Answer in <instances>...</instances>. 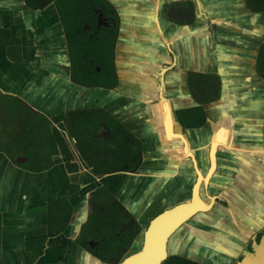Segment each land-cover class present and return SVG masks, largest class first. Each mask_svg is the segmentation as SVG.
Here are the masks:
<instances>
[{
	"label": "crops",
	"instance_id": "1",
	"mask_svg": "<svg viewBox=\"0 0 264 264\" xmlns=\"http://www.w3.org/2000/svg\"><path fill=\"white\" fill-rule=\"evenodd\" d=\"M108 2L119 23L111 88L71 79L53 3L0 0V96H9L0 99V146L10 140L15 151L18 137L37 128L35 144L19 151L49 166L23 169L0 150V264H112L77 241L102 208L92 196L99 187L141 227L128 251L112 257L119 262L141 247L157 213L189 200L212 149L215 168L200 195L214 202L169 237L166 259L264 264V78L256 71L264 11L245 0ZM49 202L71 207L54 235Z\"/></svg>",
	"mask_w": 264,
	"mask_h": 264
},
{
	"label": "trees",
	"instance_id": "2",
	"mask_svg": "<svg viewBox=\"0 0 264 264\" xmlns=\"http://www.w3.org/2000/svg\"><path fill=\"white\" fill-rule=\"evenodd\" d=\"M31 9L43 8L53 3L58 11L66 34L68 55L70 60L71 79L84 86H102L111 88L116 84L117 77L114 66V45L118 30V14L108 0H24ZM248 8L261 12L264 11V0H245ZM167 6V5H166ZM167 11V7H166ZM182 22L180 20H176ZM256 71L264 78V42L261 43L256 61ZM209 89V85L207 84ZM9 98L2 95L1 98ZM16 99V98H15ZM3 102H7L3 100ZM20 107L25 104L16 101ZM1 103V102H0ZM29 109L28 107H26ZM30 110V109H29ZM48 124V122H47ZM37 127V125H36ZM37 131L31 132L29 137L20 135L17 143L20 146L15 151L8 149V144L3 141L0 150L20 168L41 171L49 166H35L29 164L30 158L23 147H30L37 141ZM23 140H27V143ZM24 142V143H23ZM16 143V144H17ZM26 144L25 146H23ZM12 146V147H13ZM26 153V154H24ZM20 154V158L17 159ZM27 156V159H25ZM136 165L130 166L134 170ZM97 173L98 170L93 168ZM117 168H107L114 171ZM99 202V211L93 210L86 223L82 226L77 241L80 245L90 250L103 261L117 264L112 257L122 256L130 248L141 227L133 216L104 188H97L92 194ZM67 206L54 211L53 204ZM48 220L47 231L54 235L62 231L71 212V207L65 202H49L47 205ZM1 230V218H0ZM162 264H190L176 258H168Z\"/></svg>",
	"mask_w": 264,
	"mask_h": 264
},
{
	"label": "water",
	"instance_id": "3",
	"mask_svg": "<svg viewBox=\"0 0 264 264\" xmlns=\"http://www.w3.org/2000/svg\"><path fill=\"white\" fill-rule=\"evenodd\" d=\"M215 168L213 149L210 167L205 175L196 168V181L192 186L191 197L184 202L176 203L157 213L147 224L141 240V247L127 253L117 264H162L167 257L166 248L169 237L189 218L198 212L209 210L214 202L212 197L206 202L200 195L201 185H206ZM264 239V237H263ZM262 239L260 240L261 243ZM260 243L253 244V251L260 248ZM249 251H244L241 262L246 263Z\"/></svg>",
	"mask_w": 264,
	"mask_h": 264
},
{
	"label": "bare ground",
	"instance_id": "4",
	"mask_svg": "<svg viewBox=\"0 0 264 264\" xmlns=\"http://www.w3.org/2000/svg\"><path fill=\"white\" fill-rule=\"evenodd\" d=\"M142 240V238H139V240L138 241H141Z\"/></svg>",
	"mask_w": 264,
	"mask_h": 264
},
{
	"label": "rangeland",
	"instance_id": "5",
	"mask_svg": "<svg viewBox=\"0 0 264 264\" xmlns=\"http://www.w3.org/2000/svg\"><path fill=\"white\" fill-rule=\"evenodd\" d=\"M141 238V237H140ZM135 239V238H134ZM139 240V239H138ZM134 241V240H133ZM141 242V241H140ZM128 251V250H127Z\"/></svg>",
	"mask_w": 264,
	"mask_h": 264
}]
</instances>
